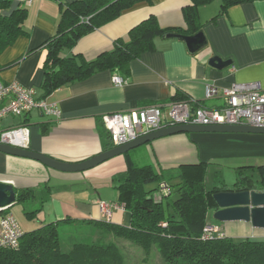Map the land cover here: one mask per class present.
<instances>
[{
  "label": "crops",
  "instance_id": "0c3cea01",
  "mask_svg": "<svg viewBox=\"0 0 264 264\" xmlns=\"http://www.w3.org/2000/svg\"><path fill=\"white\" fill-rule=\"evenodd\" d=\"M71 1L30 0L31 5L25 2L26 8L30 5L23 23L28 35L19 36L0 53V64L15 61L27 51L35 50L1 70V81L16 80L33 87L35 96H42V64L46 55L42 43L57 29L60 3ZM191 8L196 12L194 22L185 17V11ZM219 10V0L196 6L193 0H150L135 4L81 36L72 48H65L64 53L94 58L112 49L116 39H126L129 29L149 15H154L160 27L168 31L192 33L203 29L207 45L190 53L182 40L158 35L153 51L143 52L130 62L129 76L122 84L113 83L115 73L101 70L85 79L68 82L43 97L60 108L59 117L32 109L19 117L7 116L0 122V128L25 124L29 129V149L77 162L105 150L109 139L101 118L106 113L125 112L154 103L166 109L177 92L187 97L191 107L220 108L224 97L218 94L206 98V86L213 85L220 90L232 82L258 81L264 88V0L235 4L225 13ZM214 55L230 63L222 69L213 67L208 61ZM252 134H257L252 135L257 136L253 141L263 158L245 164H263L264 133ZM195 141L192 133H177L130 149L127 154L138 164L149 163L156 168L196 163L202 159ZM125 153L83 171H60L40 161L0 151V181L10 183L16 197L20 189H33L31 196L11 204L21 206L24 217L21 223L16 221L19 228L28 231L50 222L59 226L103 219L99 204L116 201L118 192L112 177L125 170ZM141 153L146 154L147 159H141ZM11 205L6 210L13 214ZM3 212L1 210L0 214ZM110 221L129 225L130 213L120 205L113 209ZM217 226L235 242L245 238L264 240V227L253 226L248 221H219Z\"/></svg>",
  "mask_w": 264,
  "mask_h": 264
},
{
  "label": "trees",
  "instance_id": "16d2710c",
  "mask_svg": "<svg viewBox=\"0 0 264 264\" xmlns=\"http://www.w3.org/2000/svg\"><path fill=\"white\" fill-rule=\"evenodd\" d=\"M141 1L150 2L73 0L60 3L57 29L42 43L46 55L42 64V96L38 97L43 98L68 82L85 79L101 70H109L125 80L130 73V62L143 52L153 51L155 37L169 32L160 27L154 15L133 25L126 39H116L112 49L94 58L86 59L79 53L66 55L64 49L72 48L81 36ZM208 1L193 0V3L196 6ZM249 1L253 0H219V13H225L232 5ZM195 15L194 8L185 11L187 21L194 22ZM26 16L27 8L21 2L14 5L13 0H0V53L19 36L28 35L23 26ZM17 60L0 64V71ZM173 99L188 101L180 92ZM104 132L109 139L105 144L108 149L113 143L105 128ZM125 155L126 168L113 175L112 183L118 192L115 203L130 213L129 225L117 224L104 217L88 223L111 232L113 236L132 240L141 245L144 252L155 248L161 257L157 264H264L262 239L245 238L235 242L224 233L202 238L206 224L219 223L216 219V223L209 220L216 208L213 193L220 190H264V163L238 166L232 184H227L216 171L213 185L208 188L204 160L156 168L149 163L134 162L127 152ZM163 184L165 189L161 188ZM32 192L31 188L20 189L16 200L31 196ZM6 208L2 211L7 212ZM59 234L57 224L53 222L22 231L16 247H0V264H126L122 249L113 239L74 241L64 250Z\"/></svg>",
  "mask_w": 264,
  "mask_h": 264
},
{
  "label": "built area",
  "instance_id": "2783aa9c",
  "mask_svg": "<svg viewBox=\"0 0 264 264\" xmlns=\"http://www.w3.org/2000/svg\"><path fill=\"white\" fill-rule=\"evenodd\" d=\"M27 3L30 0H26ZM115 84H122L124 79L112 75ZM221 94L224 104L220 108L204 105L191 107L186 100H174L166 109L160 104H149L125 112H111L102 116L104 128L113 145H119L136 138L138 135L168 125L192 124H249L264 126V88L258 81L232 82L228 87L218 89L213 85L205 87L204 95L210 98ZM38 109L41 112L59 117L60 108L45 98L35 96V89L16 80H0V122L7 116L19 117ZM0 142L18 147H28L29 129L25 124H14L0 128ZM162 189L166 186L163 184ZM120 204L101 202L99 209L104 218L110 219L114 208ZM13 214L9 211L0 214V247H16L21 236ZM223 235L222 230L213 224H206L202 238L212 234Z\"/></svg>",
  "mask_w": 264,
  "mask_h": 264
},
{
  "label": "water",
  "instance_id": "95a60500",
  "mask_svg": "<svg viewBox=\"0 0 264 264\" xmlns=\"http://www.w3.org/2000/svg\"><path fill=\"white\" fill-rule=\"evenodd\" d=\"M164 38H178L182 40L190 53H195L207 45V38L203 29L192 33L169 31L162 35ZM209 64L222 69L230 63L214 55L209 59ZM192 132H222V133H264V126L249 124H192L182 123L161 127L125 143L114 145L108 149L77 162L60 160L39 151L22 148L0 142V151L6 154L27 157L40 161L42 164L60 171H83L98 165L99 163L125 153L130 149L154 139L177 134ZM216 208L212 213L214 219L225 221H248L253 226L264 227V190H220L213 193ZM16 200V194L10 183L0 181V211L8 207Z\"/></svg>",
  "mask_w": 264,
  "mask_h": 264
},
{
  "label": "rangeland",
  "instance_id": "374dc122",
  "mask_svg": "<svg viewBox=\"0 0 264 264\" xmlns=\"http://www.w3.org/2000/svg\"><path fill=\"white\" fill-rule=\"evenodd\" d=\"M21 2L26 6V0H13ZM26 4H30L27 3ZM31 5V4H30ZM30 5H27V14ZM196 140V146L199 151V157L206 161L205 182L208 188L213 185L216 177V171L223 176L227 184H232L236 176V168L245 163H255L260 157L258 149L253 141L252 133H222V132H192ZM141 159H147V155L141 153ZM145 162V161H142ZM258 162V161H257ZM264 163V162H263ZM152 186V185H150ZM10 210L19 223L24 217L21 206L13 204ZM213 223H216L213 217H209ZM62 241V248L67 250L74 241L86 240H108L113 239L122 249L126 264H157L161 261L157 250L152 248L144 252L141 245L134 243L132 240L114 235L111 232L103 231L93 224L63 223L57 226Z\"/></svg>",
  "mask_w": 264,
  "mask_h": 264
}]
</instances>
